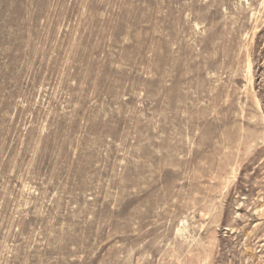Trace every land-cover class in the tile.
I'll use <instances>...</instances> for the list:
<instances>
[{
    "label": "rangeland",
    "instance_id": "obj_1",
    "mask_svg": "<svg viewBox=\"0 0 264 264\" xmlns=\"http://www.w3.org/2000/svg\"><path fill=\"white\" fill-rule=\"evenodd\" d=\"M263 53L264 0H0V264H264Z\"/></svg>",
    "mask_w": 264,
    "mask_h": 264
},
{
    "label": "built area",
    "instance_id": "obj_2",
    "mask_svg": "<svg viewBox=\"0 0 264 264\" xmlns=\"http://www.w3.org/2000/svg\"><path fill=\"white\" fill-rule=\"evenodd\" d=\"M257 91H260L262 93V98L264 101V53L261 55V58L257 65V75L255 76L254 80Z\"/></svg>",
    "mask_w": 264,
    "mask_h": 264
},
{
    "label": "bare ground",
    "instance_id": "obj_3",
    "mask_svg": "<svg viewBox=\"0 0 264 264\" xmlns=\"http://www.w3.org/2000/svg\"><path fill=\"white\" fill-rule=\"evenodd\" d=\"M261 31V30H260ZM254 37V36H253ZM248 75H249V83L252 84L253 80H252V70H253V64H252V61L249 59L248 60ZM255 100H256V105L258 106V108L260 109L261 112H263V108H262V104H261V100L258 98V97H255ZM263 114V113H262ZM263 117H264V114H263Z\"/></svg>",
    "mask_w": 264,
    "mask_h": 264
}]
</instances>
